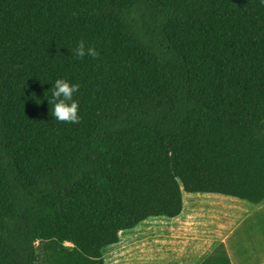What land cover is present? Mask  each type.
Returning <instances> with one entry per match:
<instances>
[{"label": "trees", "instance_id": "16d2710c", "mask_svg": "<svg viewBox=\"0 0 264 264\" xmlns=\"http://www.w3.org/2000/svg\"><path fill=\"white\" fill-rule=\"evenodd\" d=\"M183 193L264 205V0H0V264H106Z\"/></svg>", "mask_w": 264, "mask_h": 264}, {"label": "crops", "instance_id": "0c3cea01", "mask_svg": "<svg viewBox=\"0 0 264 264\" xmlns=\"http://www.w3.org/2000/svg\"><path fill=\"white\" fill-rule=\"evenodd\" d=\"M224 199L190 198L186 207L183 198L178 218L151 220L122 234L106 264H117V256L125 263L137 257L138 264H264V205L248 212L243 204ZM208 206L223 213L206 220ZM226 210L242 212L230 226L223 215ZM165 252L168 256L159 261Z\"/></svg>", "mask_w": 264, "mask_h": 264}, {"label": "rangeland", "instance_id": "374dc122", "mask_svg": "<svg viewBox=\"0 0 264 264\" xmlns=\"http://www.w3.org/2000/svg\"><path fill=\"white\" fill-rule=\"evenodd\" d=\"M183 198H184V203H185V206L186 207H187V202H188V200L190 198H196V199H201V200H203V199H209V198H213V199H216L217 198V199H220V200H223L224 199V198L221 199L222 197H216V196H212V195H189V194H186V193H183ZM224 200H226V199H224ZM227 202H238L240 204H243V203H241L239 201L231 200V199L230 200L227 199ZM205 213L207 214L206 215V220H209V219H211L214 216H218L219 217V214L220 213L221 214L223 213V209H214V208H211V207L208 206V207H205ZM240 213H242V212L241 211H230V210H226V212L223 214L224 215V218L229 217V222H227L226 226H230L231 224H233L232 222L235 221L234 218L237 217V219H238V217L240 216L239 215ZM164 221H171V220L164 219V218L163 219H156V220H154V222H164ZM37 246H39L40 248H42L40 244H37ZM163 251H166V249L163 250ZM167 256H168V253L165 252V253L162 254V256L160 258H158V260L159 261H162ZM117 257L119 258V259H115L116 262H117V264H138V262L140 260L139 258L135 257L132 261L125 263V262H123L121 260V257H119V256H117ZM43 259H44V256L42 255V252H41L40 253V257H39V262H41Z\"/></svg>", "mask_w": 264, "mask_h": 264}]
</instances>
